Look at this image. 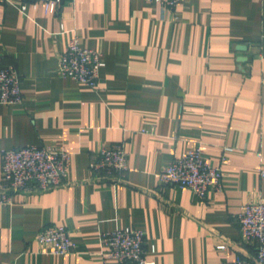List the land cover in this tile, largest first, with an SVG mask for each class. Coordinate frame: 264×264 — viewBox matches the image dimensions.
Returning a JSON list of instances; mask_svg holds the SVG:
<instances>
[{
  "label": "crops",
  "instance_id": "obj_1",
  "mask_svg": "<svg viewBox=\"0 0 264 264\" xmlns=\"http://www.w3.org/2000/svg\"><path fill=\"white\" fill-rule=\"evenodd\" d=\"M74 36L102 53L96 89L57 73ZM9 63L23 98L0 103V152L61 146L70 164L68 185L0 202V264H102L101 233L127 226L143 230L145 257L156 264L254 255L236 215L264 198V0H180L174 9L149 0H62L53 13L40 1L8 0L0 4V65ZM120 142L125 181L95 180L90 161ZM195 144L222 169V190L204 198L159 178ZM1 163L0 153V196ZM49 225L65 226L75 248L41 247L35 237Z\"/></svg>",
  "mask_w": 264,
  "mask_h": 264
},
{
  "label": "built area",
  "instance_id": "obj_2",
  "mask_svg": "<svg viewBox=\"0 0 264 264\" xmlns=\"http://www.w3.org/2000/svg\"><path fill=\"white\" fill-rule=\"evenodd\" d=\"M8 0H0V4ZM44 3L47 12H56L62 0H32ZM162 7L174 9L180 0H149ZM26 4L20 5L25 10ZM105 64L102 53L92 49L77 36L70 39L59 54L57 73L93 89L98 87L100 69ZM20 75L13 64L0 65V103L16 104L22 101ZM1 182L6 192L0 202L11 203L15 193L42 191L69 184L67 173L70 153L61 146L26 145L1 150ZM260 156V153H257ZM89 168L95 180L109 179L115 183L125 181L128 170V152L122 142L98 151ZM264 176V169L260 168ZM159 178L167 187L189 189L199 198L209 190L223 188L222 169L208 161L200 144L189 147L186 152L163 165ZM243 240L255 243L252 257L237 255L230 264H264V198L244 202L236 215ZM36 242L51 253L67 254L75 248L71 232L63 225H49L40 229ZM99 241L102 245V264L114 259L118 264H156L145 257V235L142 229L127 226L123 229L104 231ZM219 249L226 248L220 244Z\"/></svg>",
  "mask_w": 264,
  "mask_h": 264
},
{
  "label": "water",
  "instance_id": "obj_3",
  "mask_svg": "<svg viewBox=\"0 0 264 264\" xmlns=\"http://www.w3.org/2000/svg\"><path fill=\"white\" fill-rule=\"evenodd\" d=\"M238 47H239L240 49H245V48H246L245 45H243V44H239ZM244 58H245V57H242L243 60H244Z\"/></svg>",
  "mask_w": 264,
  "mask_h": 264
}]
</instances>
